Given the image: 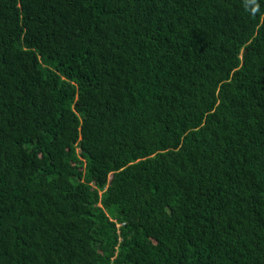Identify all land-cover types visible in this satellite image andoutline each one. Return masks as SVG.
<instances>
[{
  "label": "trees",
  "instance_id": "obj_1",
  "mask_svg": "<svg viewBox=\"0 0 264 264\" xmlns=\"http://www.w3.org/2000/svg\"><path fill=\"white\" fill-rule=\"evenodd\" d=\"M0 0V264H264V0Z\"/></svg>",
  "mask_w": 264,
  "mask_h": 264
},
{
  "label": "clouds",
  "instance_id": "obj_2",
  "mask_svg": "<svg viewBox=\"0 0 264 264\" xmlns=\"http://www.w3.org/2000/svg\"><path fill=\"white\" fill-rule=\"evenodd\" d=\"M254 10H258V4H256V0H251Z\"/></svg>",
  "mask_w": 264,
  "mask_h": 264
}]
</instances>
